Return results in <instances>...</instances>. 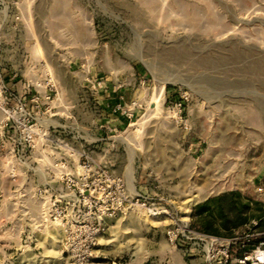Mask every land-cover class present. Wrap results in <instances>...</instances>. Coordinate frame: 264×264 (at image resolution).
Returning a JSON list of instances; mask_svg holds the SVG:
<instances>
[{
	"label": "rangeland",
	"instance_id": "rangeland-1",
	"mask_svg": "<svg viewBox=\"0 0 264 264\" xmlns=\"http://www.w3.org/2000/svg\"><path fill=\"white\" fill-rule=\"evenodd\" d=\"M248 232L264 0H0V264H208L201 234Z\"/></svg>",
	"mask_w": 264,
	"mask_h": 264
},
{
	"label": "built area",
	"instance_id": "built-area-1",
	"mask_svg": "<svg viewBox=\"0 0 264 264\" xmlns=\"http://www.w3.org/2000/svg\"><path fill=\"white\" fill-rule=\"evenodd\" d=\"M262 234L245 233L238 243L236 238L224 240L204 234L198 240L208 264H264V238L256 241Z\"/></svg>",
	"mask_w": 264,
	"mask_h": 264
},
{
	"label": "trees",
	"instance_id": "trees-1",
	"mask_svg": "<svg viewBox=\"0 0 264 264\" xmlns=\"http://www.w3.org/2000/svg\"><path fill=\"white\" fill-rule=\"evenodd\" d=\"M223 198H224V197H223ZM226 201L228 202V204L233 205V200H232V198H230V197L227 196V197H226ZM235 215H236V217H240L238 213H236ZM237 215H238V216H237Z\"/></svg>",
	"mask_w": 264,
	"mask_h": 264
},
{
	"label": "bare ground",
	"instance_id": "bare-ground-1",
	"mask_svg": "<svg viewBox=\"0 0 264 264\" xmlns=\"http://www.w3.org/2000/svg\"><path fill=\"white\" fill-rule=\"evenodd\" d=\"M36 59H42V55H40V54H38L37 56H36ZM9 170H11V168H9Z\"/></svg>",
	"mask_w": 264,
	"mask_h": 264
},
{
	"label": "crops",
	"instance_id": "crops-1",
	"mask_svg": "<svg viewBox=\"0 0 264 264\" xmlns=\"http://www.w3.org/2000/svg\"><path fill=\"white\" fill-rule=\"evenodd\" d=\"M40 60V59H39Z\"/></svg>",
	"mask_w": 264,
	"mask_h": 264
}]
</instances>
